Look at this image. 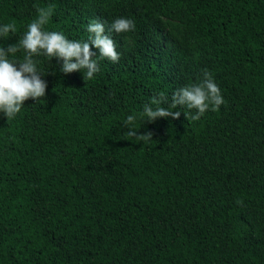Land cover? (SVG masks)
<instances>
[{"label":"trees","instance_id":"trees-1","mask_svg":"<svg viewBox=\"0 0 264 264\" xmlns=\"http://www.w3.org/2000/svg\"><path fill=\"white\" fill-rule=\"evenodd\" d=\"M49 5L46 30L70 40L94 20L136 27L106 31L120 59L96 57L92 80L33 57L46 95L0 113V264H264V0H0L16 25L0 47ZM205 70L218 111L142 116ZM129 115L149 143L126 135Z\"/></svg>","mask_w":264,"mask_h":264},{"label":"clouds","instance_id":"clouds-1","mask_svg":"<svg viewBox=\"0 0 264 264\" xmlns=\"http://www.w3.org/2000/svg\"><path fill=\"white\" fill-rule=\"evenodd\" d=\"M53 12L52 5L38 7L37 16L28 24L18 43L7 48L0 47V113L9 121L21 112L26 101L29 99L37 101L46 95L47 82L41 78L42 74L38 71L33 57L56 58L62 62L60 70L63 73L80 71L83 72L84 81L92 80L94 74L100 70L96 57L105 58L113 63L120 59L114 39L106 34V31L120 34L132 31L136 27L131 19L117 18L106 30L103 22L94 20L87 25V31L91 34L88 41L70 40L62 32L46 30L45 26L49 24ZM15 32V23L0 26V37L7 38L9 33ZM93 46L99 50L98 56L92 50ZM21 49L25 52L22 61L9 59L10 54L14 56ZM165 103H168V98L163 93L152 97L150 103L144 105L142 116L151 122L157 118L179 119L181 113L173 110L181 106L183 109L196 110L191 119L198 120L208 110L218 111L224 104V98L212 74L205 70L200 82L176 89L167 108L161 106ZM185 116L189 119V112H185ZM135 121L134 115L127 117L126 135L149 143L153 133L138 134Z\"/></svg>","mask_w":264,"mask_h":264}]
</instances>
